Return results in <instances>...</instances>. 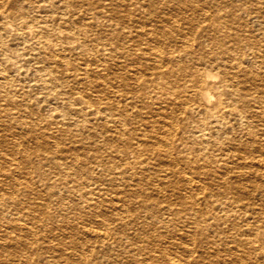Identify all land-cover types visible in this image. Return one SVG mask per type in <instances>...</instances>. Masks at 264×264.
Returning a JSON list of instances; mask_svg holds the SVG:
<instances>
[{"label": "bare ground", "instance_id": "obj_1", "mask_svg": "<svg viewBox=\"0 0 264 264\" xmlns=\"http://www.w3.org/2000/svg\"><path fill=\"white\" fill-rule=\"evenodd\" d=\"M247 1L257 5L249 6ZM204 6L215 9L213 16L204 13ZM237 10L251 12L257 28H264V0H0V145L16 148L14 152L26 159L32 147L35 161H29L30 171L37 170L35 164L48 167L43 172L51 171V163L59 164L61 171L75 167V171L66 172L64 179L49 183L48 194L58 193L59 202L63 196L73 197L67 206L91 207L95 215H101L102 224L108 222L109 214L134 229L125 239H115L104 228L87 225L83 232L103 244L95 250L98 260H89L74 247L81 243L76 237L58 247L51 245L53 241H38L42 230L49 238L55 237L52 233L49 236L41 223L34 224L40 220L38 212L43 213V219L51 218L52 214H44L46 202L23 205L13 195L2 193L0 263L205 264L190 256L198 254L213 264L219 259L225 264L224 257L218 258L224 251L227 259L232 257L235 264H243V257L236 252L239 249H232L229 242L249 245L255 253L263 251L264 197L258 206L261 215L240 216L243 227L224 235L222 247L213 250L199 251L193 244L189 246L185 242L191 235L187 230H172L173 240H163L160 232L135 231L165 221L163 213H154V206L160 203L145 185L150 170H165L164 166L180 162L194 168L179 177L181 183L173 188L175 200L163 194L162 201L171 222L190 218L196 227L202 222L214 227L210 221L227 220L228 213L238 206L237 199L244 195L245 186L228 181L229 172L242 179L264 171V154L257 158L251 154L254 146L264 148V137L254 138L250 119L254 112H263L253 92L264 86V71L258 68L264 64V34L260 38L246 32L245 23L233 17ZM89 14L93 15L91 21L87 19ZM190 27L201 39L190 35ZM99 48L106 51L108 61L104 64H97L99 57L91 52ZM65 50H75L79 61H69ZM250 58L256 66L248 63ZM43 59L46 62L40 65ZM210 65L220 68V75L212 72ZM43 109L47 111L42 113ZM52 124L56 130L79 136L76 148L84 147L81 140L89 142L91 152L80 157L72 148L52 144ZM242 125H247L245 133L232 137L233 157L226 150L216 155L214 150L223 137H228L227 130H238ZM13 126L18 129L11 130ZM0 157L9 164L16 160L7 152L0 153ZM225 157H232L231 164ZM82 159L88 163H82ZM202 161L204 166L209 164L207 174L214 181L209 192L202 195L204 212L198 204L199 196L190 190L195 172L203 168L199 164ZM0 170V176L13 175L12 170ZM81 176L84 180H79ZM103 179L112 180V185ZM120 184L126 188L121 189ZM26 186H19L20 194L28 191ZM158 186L160 192L164 190L162 183ZM103 193L109 195L104 198ZM226 193L232 196L222 199ZM99 195L103 198L93 199ZM139 195L149 220L129 214L133 208L128 199ZM60 230L56 237L64 239L68 233L65 228ZM201 236L209 238L207 234ZM124 243L132 245L133 254L125 253ZM112 249L119 250L124 258L112 257ZM48 250L53 255L58 251L64 262L47 258L44 253ZM251 250L242 247L240 252Z\"/></svg>", "mask_w": 264, "mask_h": 264}, {"label": "rangeland", "instance_id": "obj_2", "mask_svg": "<svg viewBox=\"0 0 264 264\" xmlns=\"http://www.w3.org/2000/svg\"><path fill=\"white\" fill-rule=\"evenodd\" d=\"M104 1H106V0H104ZM247 3L249 4V6H256L257 5V3H254V2L251 3L249 1H247ZM204 5H208V4H204ZM204 7L207 9V11H206V9L204 8V10H205L204 13L209 14V16H213V14L215 13V9L212 6H204ZM196 13H197V11L195 12V14ZM198 13H199V11H198ZM90 16H93V15L89 14V17ZM233 17L236 20L245 23V28L244 29H246V32L255 34L256 37L263 38L264 28H262L263 30L257 28V26L255 25V23L253 21V18L251 17V12H247L245 10H237L236 11V15H234ZM73 18L75 20L78 19L77 16H75ZM87 19H89L91 21L93 19V17L92 18L90 17V18H87ZM207 20H210V19H207ZM98 29H100V28H98ZM188 31L190 32V35L193 38L195 36L196 39L197 38L201 39L199 37L200 35L197 34L198 33L197 30L192 29L190 27L188 29ZM203 37H206V36L204 35ZM194 42H195V40H194ZM177 43H179V41H177ZM75 52H76L75 50H65V54L68 57L67 59L69 61H71V62L72 61L75 62L77 60L79 61V59L76 58ZM91 52L92 53L95 52L94 55H96V57H99V61L97 62V64H99V63L104 64V62L108 61L107 58H106V51L103 50L102 48H99L96 51L94 49H92ZM262 52L264 53V50ZM67 54H69V55H67ZM44 62H46V59H43V61L40 62V65H42ZM186 63H188V62H186ZM248 63H251V64H253L255 66L257 65V62L254 61V58H250ZM97 64H93V66H97ZM208 68L211 69L212 72H214L215 74L220 75V68H218L216 65H210V66H208ZM258 68H259V70L264 71V64H262L261 67H258ZM254 70H258V69H256V67H255ZM100 80H101V78H100ZM98 82L100 83V81H98ZM99 87L100 86H98V88ZM256 90L257 91L253 92V95H254L253 99L256 101L255 103H257V104H259L257 102L258 99L260 100V103L262 104L261 111L263 110V112H254V115H252L251 118H250L253 121L252 122L253 124L251 126L253 128L254 138H256L257 136L258 137L259 136H263L264 137V134L262 133L264 131V86H263V88L261 86V87H259ZM255 95H257V96H255ZM46 111H47L46 109H43L42 113H45ZM54 126H55V124H52L51 130L53 132V136L50 138V142L52 144H54V145L58 144V147L61 148V149L72 148V150H74L80 157H84L83 153L91 152L92 148H91V144L89 142H86V140H84V141L81 140V143L84 145V147L76 148V146H78V142H80V140H78V139H81V138L79 136H78V138L75 137V136H72L69 132H64L62 130H56V127H54ZM246 126L247 125H242V126L239 127L238 130L237 129L236 130L235 129H228L227 130L228 137H223L222 138V142L220 143V145L217 147V149L214 150L216 155H218V153L220 151H225V150L231 155V152H232V150L235 147L232 137L237 135V133H243L244 134L245 130H246ZM16 129H18V127L16 128V127L13 126L11 130H16ZM61 143H63V144H61ZM255 145H256V143H255ZM31 146L34 147L35 144H31ZM255 147L256 146H254V149L251 150V152H252L251 154H252V156L254 158H257V156H261V155L264 154V148L263 149L262 148L259 149L258 147H256V148ZM20 148L21 147L19 146V149ZM31 148L32 147L28 148V151H30L31 155H30L29 159H26V157L21 156L18 152H14L15 151L14 149H16V148L12 149V147L10 145H0V149L3 150V151L0 150V153H4V152L6 153L7 152V156L8 157L13 158V160L16 159L14 161L12 160L14 163L9 164L2 157H0V169L2 167L3 169H5V171H7V170L11 171L12 170V172H13V175H8L9 177L8 176L7 177L0 176V194L6 193L7 195L10 194V196L13 195V198L19 200L20 203L23 204V205L33 204V203H35L37 201L38 202H42V204L46 202L45 205H44V207H45L44 214H46V212L49 213V214H52L51 218L43 219V213L41 214L40 212H38L37 215L40 217V220L36 219L34 224L41 223V225H43L41 227H45L46 229H48L46 231V233H48L49 236H50L51 233H52V235L55 234V237L53 236V238H51V237L49 238L48 236L45 235V230H42V232L40 233V236L38 238V241L39 240L43 241V244H47V243L50 244L53 241L51 243V245H55L54 247H56V246L58 247L59 245H62V244H65V243L68 244L69 243L68 240L71 237H76L77 239H79V241H81V243L77 242L74 247L77 250H79V251H83L84 254L86 255V257L89 260L90 259L91 260L92 259L98 260V259H96L97 253H95V250H98V247L103 245V244H101L99 242H96V239H95V237H93V235H90L89 233L86 234V233L83 232L84 229L87 228V225H89V227H93V228H95V227H99L101 229L104 228V230L109 231L112 234V236L115 237V239H116V237H119L121 239H125L126 235H129V233L134 232L133 231L134 229H133L132 225H128V224L127 225H122V224H120V222L117 219H113V217L112 218L109 217V214H108L109 212L108 213L106 212L108 214V216H106V217L108 218V222L109 223L106 222L105 224H102V223L99 222L100 221L99 219H100L101 215H95L92 212L91 207L83 206V205H82V207H70V206H67L68 205L67 202H69L68 201L69 198H73V197L67 196V195L63 196L62 197V201L59 202L61 197H60V195L58 196V193L54 192L53 194H48V188H47L48 184L49 183H54L55 181H59V180L64 179V177L66 176L65 175L66 172L67 171H72V170L75 171V167L72 168L71 170L65 169V170L61 171V169L58 167L59 164L51 163L52 166H54V167L52 169V166H51V168H50L51 171H48L49 170L48 167H41L40 165L35 164V169H37V170L36 171H30V170H28V168H29V165L32 164V162H29V161H32V160L35 159L34 158L35 156H34V153H33V148L32 149ZM13 152L15 154H12ZM232 157H228V158L225 157V159L228 160L227 164H231V160H233ZM262 157H264V155ZM65 160H69V159L66 158ZM18 162H19V164H18ZM21 162H22V164H21ZM81 162L84 163V164L88 163L84 159H82ZM206 163H208V162H206ZM199 164H202L203 168H202V170L200 168V171H196L195 172V174H194V177H195L194 179L195 180L193 181V184H192V187H191L192 189H190V190H193L192 191L193 194H196V196H199V203L198 204L200 205V203H201L200 206L203 207V212H204L205 211V207H206V203H205L202 195L203 194H207L209 192L210 187H211V183L214 182V181L209 177V174H207V170H208L207 166H209V164H207V166L206 165L204 166V164H205L204 161L200 162ZM7 165H9L10 167L7 166ZM11 165H13V166H11ZM26 166H27V168H26ZM23 167L25 168V170H24ZM167 167H169V168H167ZM19 168L20 169L23 168V169H21V171H20V170H18ZM44 168H47L48 170H46V171L44 170V172H43ZM164 169L166 170L167 173H165V170H157L155 172L153 170L148 171L147 173L149 174V176L145 177V182H146L145 185L148 186V191L150 192V196L152 198H155L156 201L158 203H160V206H158V204L156 206H154V213H156V214L163 213L162 216L163 215L165 216L164 217L165 221L157 222L155 224L153 223L151 225L147 224L146 226L142 227V230H139V228L135 229V231L138 232V233H144L143 231H145L144 229H146V231L148 230L149 232H151V231L152 232H160L163 235V238H162L163 240L164 239L165 240H170V239L173 240V236L170 237L171 233H172V230L174 231L176 228H178V231L179 230H187V233L189 235L193 234V236H194L193 232H195V237L194 238L190 235L187 238V240L185 239V242L188 243L189 246H192L191 244H193L192 247L197 248L199 251L201 249L213 250L214 247H218V248L222 247V239L221 238H223L224 235H226V234L232 235L236 230H238V229L243 227L242 226L243 221L240 218V216L244 215V218L245 217L247 218L251 214L257 215L258 217L261 215L260 212H262V211L258 210V206L262 205V203H263V201L261 199L264 197V171L261 170V172L256 174L254 177L253 176L250 177L251 179L247 178V177L240 179L238 176H235V175H233V173L229 172V177H228V175L226 177L227 180L231 181L232 183H237V182L238 183H242V185L245 186V193H244V195L239 197V199H237L239 204H238V206H235V209H233L232 211H230L228 213L229 217L227 218V220H224V221L223 220L210 221L211 223H214L212 225L214 227H210V226H208V224L204 226L203 225L204 222H202V224L200 225L201 227H199V226L196 227L195 223L192 222L190 220V218H187L189 220H184L183 221L184 217H182L180 221L178 219H174V223H173V222H171V220L166 218V216H168L167 215V211H165L166 209L164 208V205L166 203L164 201H162V197H163L162 195L163 194H168L169 195L168 198L171 201H174L175 200V196L173 194V191H174L173 188L181 183V181L179 179L181 174L182 173L185 174L187 172V170H189V171H191V170L195 171V170H194V168L193 169L192 168L189 169L186 166V164H184L183 162L177 163L174 166L166 165V166H164ZM27 170L29 172H27ZM162 171H164V172H162ZM13 176H14V179H13ZM18 176H19V178H18ZM160 178H162V179H160ZM197 179H198V181H197ZM79 180H84V177L81 176L79 178ZM102 181L103 182H108L110 184L113 183L112 180H108V179H103ZM160 183H162V185L164 186V190L161 191V192L158 190V188H159L158 184H160ZM203 183H205L204 184L205 188H204V185H202ZM11 184H12V187H11ZM25 184L28 185V186H26V187H28V191L26 190L25 194H20L18 188H19L20 185H24L25 186ZM102 185L103 184H101V186ZM37 186H38V188H36ZM123 187L126 188L125 185L123 186V185L120 184V188L122 189ZM40 191H43V192H40ZM113 191H115V190H113ZM109 193H114V192H109ZM109 193H103L104 195L103 194H101V195H103V197L105 198V196L109 195ZM120 194H124V193H120ZM101 195H99L97 197H94L93 199L103 198ZM227 196H232V193H226L225 195L222 194V199L227 198ZM126 197H128V196H126ZM34 198H36V199H34ZM140 198H142V196L139 195V196H135L134 200H133V198L131 199V197H130V199H128L129 200V202H128L129 205L131 206V208H133V210H131L129 214H133V215L134 214H140V216L142 218L145 217L147 220H149V218H148L149 216H145V214L147 215V213H146V210L142 207L141 202L139 201ZM57 199H59V200H57ZM73 201H75V200H73ZM58 207H59V210H58ZM55 208H56V210H55ZM255 208H257V209H255ZM52 210L54 211L53 213H52ZM182 212H184V210H182ZM71 215H74V218ZM182 215H183V213H182ZM186 215L188 216L189 214L186 213ZM203 215L206 216L205 213ZM183 216H185V213H184ZM128 217H131V216L129 215ZM50 220H51V222H50ZM75 220H76V222H74ZM79 220H81V222H79ZM184 222H186V223H184ZM206 222H207V219H206ZM58 225H59V227H58ZM64 225H66V226H64ZM85 225H86V227H85ZM76 226H79V227H77L78 229L76 228ZM81 227H83V228H81ZM60 228L61 229L65 228V231H67V233H68L67 235L63 236L64 239L56 237L57 232L61 231ZM79 234H81V236ZM205 234L208 235L207 236V238L209 237L208 239L201 238L202 237L201 235H205ZM82 235H83V237H82ZM87 236L89 237L90 240L88 239ZM85 239H87L86 242H85ZM174 239H178V238L175 237ZM209 239L214 240V242L212 243L211 241H209ZM57 241H58V244H57ZM87 242H88V244H87ZM89 242L92 243L93 246L90 245ZM53 243H56L57 245L53 244ZM228 244L232 247V249H236V248L239 249V250H236V252H238L239 255H241L243 257V260H244L242 262L243 264L244 263L245 264H251V263L252 264H264V248H263V251H261L260 253H255V252H252V250H251L252 247L249 246V245L245 244L244 246H239L238 244L234 243L233 241L229 242ZM91 247H93V248H91ZM242 247H243L244 250H251V252H248V253L247 252H240V249H242ZM248 248H250V249H248ZM124 249L126 251L125 253H128V254H133V252H134V250L132 249V245L131 244L128 245V243H124ZM113 250H114V252H113ZM51 252H52L51 250L50 251L48 250L44 254L47 255V258H50V259L55 258L58 261H60L61 263L64 262L63 258L58 255V253H57L58 251H56L54 253V255L56 257L53 255V252L52 253ZM110 252H111V256L112 257H115V258H118V259H120V258L123 259L124 258L123 253H120L119 250L112 249V250H110ZM181 252L184 255H188L189 254V252H186V251H181ZM190 256H191V258H194V260H196L197 262H203L204 261L205 264H213L212 261L209 258L200 259L198 254H196V255H193V254L191 255L190 254ZM219 257L221 259L223 257H224V259H226L225 264H228V263L229 264H235V260L232 259V257H229L230 259H227L228 258L227 257V253H225L224 251H221L220 255H218V258ZM0 258L2 259V256H0ZM219 262L221 263L222 261L219 259L218 260V264H220ZM119 263H121V262L119 261ZM0 264H2V263H0ZM214 264H215V262H214ZM222 264H224V263H222Z\"/></svg>", "mask_w": 264, "mask_h": 264}]
</instances>
